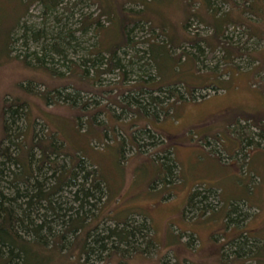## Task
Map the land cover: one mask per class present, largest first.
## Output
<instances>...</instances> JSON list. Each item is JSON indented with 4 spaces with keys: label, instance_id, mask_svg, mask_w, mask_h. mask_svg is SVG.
<instances>
[{
    "label": "rangeland",
    "instance_id": "1",
    "mask_svg": "<svg viewBox=\"0 0 264 264\" xmlns=\"http://www.w3.org/2000/svg\"><path fill=\"white\" fill-rule=\"evenodd\" d=\"M36 1L0 0V136L2 107L14 98L27 101L24 116L13 125L9 123L10 115L6 116L10 141L44 139L49 131L63 145V152L84 160L91 175L96 170L107 194L97 204L99 232L107 234L110 227L126 221L129 229H137L142 223L146 226L143 231L137 229L138 243L130 239L112 254L106 253L102 260L95 256L88 264H264V146H257L264 142L255 126L264 125V43L248 42L247 37L241 41L238 31L233 42L255 53L260 63L256 60L243 67L237 61L226 69L219 62L222 53H215L210 61L199 56L204 62L197 66L194 59L184 61L175 51L196 34L199 38L211 35L210 30L195 22L189 23L187 32L183 30L191 11L198 8L197 0H64L46 19ZM127 19L147 22L152 29L161 31L165 43L154 36L156 32L148 24L136 27L129 47L119 49L124 66L131 60L136 63L125 67L123 85L119 84L122 72H101L108 65L106 50L122 42L120 33ZM84 23H90L86 29ZM18 24L35 31L45 29L48 37L60 33L78 54L61 42L66 60L58 57L50 62L47 57V66L59 75L35 69L33 53L43 56V41L25 42L23 30H15L9 39ZM17 38L19 41L14 42ZM8 39L12 42L9 48L5 46ZM153 39L151 69L146 62L148 44ZM182 46L189 48L185 43ZM100 49L102 65L92 68L91 60ZM189 53L195 55L193 49ZM25 58L33 61L32 66L23 63ZM141 67L150 70L154 77L151 82L138 81L144 74ZM77 72L81 74L78 77ZM85 77L89 79L83 80ZM171 85L185 89L176 91L177 96L184 94L180 104L169 93L168 99L161 93L136 94L138 101L142 102L143 97L147 105L151 96L159 98L155 101L167 110L169 104L176 103L170 114L147 119L138 114L124 115L116 106L129 105L125 99L127 88L162 89ZM64 87L75 89L61 91L64 96L75 95L77 106L51 100L55 89ZM186 90H197L199 94L188 100ZM48 95L51 99L46 101L44 97ZM152 107L149 110L155 112L157 105ZM147 130L154 133H135ZM248 140L251 146H247ZM9 144L5 142L4 146ZM166 151L172 153L169 156L177 164L172 174L167 163L161 161ZM60 163L68 165V159L61 158ZM168 175L176 178L174 183H168ZM194 191L201 196L214 195L209 200L214 208L212 214L210 207L204 209L205 205L189 207ZM230 214L237 222L227 219ZM243 243L246 251L241 253ZM61 252H68L65 246ZM62 255L42 254L43 262L38 259V264H84L86 260L85 256L77 261L76 256ZM236 255L243 257L234 259Z\"/></svg>",
    "mask_w": 264,
    "mask_h": 264
},
{
    "label": "trees",
    "instance_id": "2",
    "mask_svg": "<svg viewBox=\"0 0 264 264\" xmlns=\"http://www.w3.org/2000/svg\"><path fill=\"white\" fill-rule=\"evenodd\" d=\"M36 2L42 6L43 16L46 19V17L52 15L53 12L63 4L64 0H37ZM137 6H141V4ZM196 6L198 7L196 12L191 11V14L183 24V30L187 32L189 23L195 22V24L200 25L205 30H210L211 35L199 38L198 34H196L194 37L192 36L184 40L182 44H187L189 48H183L182 44L178 46L175 50L179 51L178 56L182 59L184 58V61L194 59L198 66L197 63L203 64L204 62H200L199 56L200 58L204 56L206 61H210L209 58H212L213 54L222 53L219 62L226 69L235 66L237 61H241V64H244L243 67L250 65L256 60L260 63V60L254 56L255 53L247 51L244 45L240 46V44L235 43L236 41L233 42L232 37L239 31L242 36L241 41L244 37H247L248 42H250V40L251 42L252 40H257V45H260L262 42L264 43V0H197ZM192 9H194L193 6ZM56 20L58 21V18H56ZM89 24L90 23H88V25ZM96 24L99 26L98 30L102 31L98 21H96ZM143 24L148 23L127 19L122 25L120 33L122 42L111 49H104L108 51L106 57L108 65L101 74L115 73L116 71L122 72L123 77L119 84L123 83V85H125L127 75L125 67L131 68L136 63L131 60L128 62V65L124 66L123 61H121L119 57V49L121 48L123 50L129 47L132 32L136 27ZM88 25H85L84 29H86ZM149 26L151 28V25ZM15 30H23L22 38L25 39V42L31 39L36 43L43 41L41 46L43 56L40 57L38 52L36 54L33 53L35 57V65L33 66L35 69H41L50 74L59 75L56 71H52V69L47 66V57L51 60L50 62H54L55 58L58 57L62 60H66V51L61 42L66 44V48H70L74 53L78 54L77 48L71 46L67 38L63 39L60 33L57 35L52 34L48 37L45 29L35 31L25 24L22 26L18 24L17 28L13 29L9 34V39L12 37L11 34ZM151 30H155L156 34H154V36L158 35L159 37H157V39L165 43V40L163 41V37L160 35L161 31L152 28ZM70 38L73 39L74 37L71 35ZM155 38L156 37H154V39ZM9 39L6 42L7 45L5 43L6 47L8 45L12 46V42L9 43ZM154 39L149 42L147 51L149 57H147L146 66L151 69H153L154 61L152 54ZM49 40H51V42L48 43V46L46 42ZM16 41L18 42L19 39L17 38L14 40V42ZM190 49L194 50L196 56L189 53ZM205 49L209 50V52L206 53ZM102 53L103 51L101 49L97 50V57L91 60L92 68L96 65H98V67L102 65L100 61ZM137 59L139 60L140 58L138 57ZM24 62L26 65L32 66L33 61L28 62L27 58H25L23 59V63ZM83 65H87L86 61L83 62ZM139 70L144 72V74L139 77L138 81L142 80L145 83L152 81L154 77L149 69L143 70L141 67ZM69 74H73L72 68ZM77 74L79 73L77 72L76 76ZM86 78L88 77L83 78V80H86ZM68 88L75 90L70 87L58 88L55 89L57 94L55 93L52 99L49 95L48 97H44V99H46V101L48 99L55 100L54 103H58L57 101L59 99L65 103L71 102L70 104H75L77 106V97H75V95L64 96L62 94L61 90ZM183 89L184 88L177 87L176 85H171L162 89H150L147 86L142 88L137 87L135 89L127 88L125 90L126 95H124L129 105L116 106L124 115L138 114V116L147 119L159 118L161 115L160 113L163 115L170 114L174 110L176 103L169 104L167 110L165 107L162 108L161 103L155 101L159 100V98L151 96V102H148L147 105L143 97L142 102L138 101L136 94H142L143 96L145 94L150 95V93H161L168 99V97H170V95H168L169 93L176 96L180 104L184 100V94L177 96L176 91L184 92L185 89ZM216 90L219 89H213V91ZM76 91L78 90L76 89ZM46 93L50 94L53 92ZM197 94H199L197 90H193L192 92L186 90L188 100H194ZM200 97L204 98L202 95ZM124 103L125 102H120V104ZM28 104L27 101L23 99L14 98L7 106L2 107V136H0V264H38V259L41 261L43 260L42 254L59 253L62 255V246H65L68 251L62 256L69 258L76 256L77 261H80L81 258L85 256L86 260L84 264H88V260L91 258L94 259L95 256V259L98 261L102 260L106 253L109 252L112 254L118 249L120 244L124 243L127 245L130 239L134 238L137 242L136 234L139 231H143L146 227L144 223L137 228L139 231L135 228L129 229L126 221L116 223L115 227H110L107 230V234L99 232L100 214L97 204L107 195L105 192L106 186L97 175L96 170H94L92 174L93 177H91V172L88 171V166L84 160L72 157L63 152V145L57 143L52 133L50 134L48 131L46 138L37 139L36 141H28V139L23 143L20 141H10V125H13L15 120L17 121L24 116L23 109ZM153 105H157L155 112L149 110V108H153ZM129 108L134 109L132 111ZM7 115H10V125L6 120ZM255 126L260 130L259 136L264 142V125L262 126L260 124ZM147 131V133H135L141 135H150L154 133L149 130ZM17 137H19V135H17ZM5 142H9L10 144L5 147ZM246 143L247 146H251V141L248 140ZM259 143L260 142H257V144ZM137 146L141 149L139 144H137ZM257 146L263 147L264 144L262 146ZM170 154L172 153L166 151V156L162 157L161 161L167 163L166 166H168L170 170L169 174H172L171 172H176L177 164L175 160L169 156ZM64 157L68 159V165H66V163L59 164V159ZM167 179H169L168 183L172 184L176 178L169 177L168 175ZM211 194L212 193L201 196L194 191L188 201L189 207L205 205L204 209L207 210L210 207L211 210L209 213L212 214L214 208L211 207L212 203H210L209 200L214 197V195ZM198 197L200 198L199 202L196 201ZM233 213L234 212L231 211V214ZM231 214L227 219L237 222L232 218ZM113 220L115 221V219ZM120 225H124L126 228H120ZM241 239L244 240L243 238ZM251 240L252 239L247 238V241ZM244 244L245 243H243L241 253L246 251ZM51 245L52 247L50 248L49 246ZM241 253L239 254L242 255ZM253 254H256V252ZM253 254L250 257L251 259L254 257ZM240 257L242 258L243 256ZM240 257L236 255L234 259H241ZM251 259L249 261H251Z\"/></svg>",
    "mask_w": 264,
    "mask_h": 264
},
{
    "label": "crops",
    "instance_id": "3",
    "mask_svg": "<svg viewBox=\"0 0 264 264\" xmlns=\"http://www.w3.org/2000/svg\"><path fill=\"white\" fill-rule=\"evenodd\" d=\"M228 71V70H227ZM229 72V71H228ZM223 84V83H222ZM231 85H229V87H230ZM228 88V87H227ZM234 88V85L232 84V89ZM229 89V88H228ZM236 152H237V150L233 153V156H234V154H236ZM235 171L237 172V173H239V171H237L236 169H235Z\"/></svg>",
    "mask_w": 264,
    "mask_h": 264
}]
</instances>
